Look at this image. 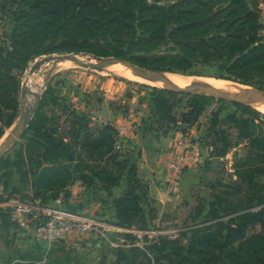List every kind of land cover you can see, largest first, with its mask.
Wrapping results in <instances>:
<instances>
[{
    "label": "trees",
    "instance_id": "trees-1",
    "mask_svg": "<svg viewBox=\"0 0 264 264\" xmlns=\"http://www.w3.org/2000/svg\"><path fill=\"white\" fill-rule=\"evenodd\" d=\"M151 1L15 0L12 46L0 47V140L17 116L19 81L14 72L24 71L38 55L55 52H38L53 38L61 40L53 48L56 52L88 51L137 60L151 70L187 75L201 65L216 69L223 80L264 91L260 0ZM168 1L170 4H163ZM87 40H95L97 45H78L79 41L87 44ZM166 41L175 45L173 53H153ZM101 42L106 46L101 47ZM109 48L112 50L107 51ZM50 91L42 97L14 154L0 160L4 191L14 202L50 205L61 194L68 201L70 188L80 182L87 193L108 195L110 201L105 202L107 208H114L112 225L118 228H138L146 215L156 219L154 209L146 213L144 208L149 189L138 177L140 149L130 142L131 149L123 153L117 147L121 139L113 124L93 128L84 113L75 110L68 111L73 116L71 126L62 133V125L51 123L46 113L50 102H57L54 95L49 97ZM180 94L157 92L152 103L156 120L147 130L141 127L144 134L150 129L165 134L179 124L190 127L214 101L188 94L180 120L175 111L179 102L172 101ZM209 121L208 145L213 158L220 159L241 145L244 148L243 156L235 162L237 180L221 183V191L209 205L207 225L191 230L186 246L180 240L161 237L145 249L121 246L110 263L102 264H264V122L258 112L240 104H233L230 111L218 109ZM4 202L1 198L0 203ZM1 220L3 226L11 223L21 229L8 213ZM142 225L145 228L146 223ZM21 257L11 264H44L43 256Z\"/></svg>",
    "mask_w": 264,
    "mask_h": 264
},
{
    "label": "rangeland",
    "instance_id": "rangeland-1",
    "mask_svg": "<svg viewBox=\"0 0 264 264\" xmlns=\"http://www.w3.org/2000/svg\"><path fill=\"white\" fill-rule=\"evenodd\" d=\"M14 1L15 0H0V47L3 49H11L12 46L13 12L16 8ZM149 3L152 4V1L149 0ZM163 4H170V1L164 2ZM53 39L46 41L45 45L38 49V52H55L38 55L28 63L24 71L14 72L19 81V92L17 95L18 111L12 126L5 130V133L0 140V147L6 141L5 139H8L11 136L15 127L22 120L21 113L25 110L24 100L26 96V83L28 75L31 73L32 67L36 62L40 61L44 57L50 56L60 57L68 54L95 55L88 51H75L70 49L56 52L53 48L59 45L61 40ZM82 42L83 41L78 42V45L81 47L93 48V46L97 45L95 40H87V44L85 45H83ZM104 46L106 45L101 42V47ZM175 48V45L171 41H166L153 53L168 55L173 53L172 51ZM111 50L112 49L109 48L107 51ZM99 57L122 59L115 56ZM131 62L141 67L137 60ZM91 63H95V61L92 60ZM108 65L109 64H104L99 67H83L66 61L60 63L47 62L37 67L31 73L33 84L44 82L43 90L41 94H39L41 99L48 91H50V89H52V94H50L49 97L54 95V97L57 98V102L55 104L54 102H50L49 106L46 108V113L51 119V123H59L60 126L62 125V133H67L68 127L71 126L73 116L72 114L70 116V112L68 111L73 110L77 111L78 114L84 113L85 121L89 120L90 126L93 128L111 123L118 129V127L123 125H117L116 117L118 116L119 118H122V120H124L123 122H125V120H128L129 122V118L126 117L129 113H132L133 118L139 117V124H141V127H143L144 130L149 129L150 124L153 127L154 120H156V118L149 104L151 102L153 103V99L159 90H171L165 87L150 86L146 83H139L130 78L116 75L114 72L110 71L112 69V65ZM141 68L151 72H164L167 74L166 71L151 70L144 67ZM169 74H171V72ZM172 74L180 77H190V79L200 77L203 79H215L220 82H231L237 85L240 84L234 81L223 80L219 78L220 74L216 69L201 65L194 68L190 75L182 73L176 74V72H173ZM239 86L248 89L252 87L249 85ZM252 88L258 90L255 87ZM261 93H264V91ZM187 95L188 94H180L177 97H172V101L179 102V107H177L175 111L177 113V118L180 120L181 117L179 114L186 110L185 107L188 103ZM34 99L36 102L37 97ZM41 99L37 106V110ZM218 101L222 100L214 99V101L207 107L198 123H195L190 127L179 124L177 126L178 128L171 129L172 132L177 131L188 134L183 136V138L187 139L186 144L197 145L203 150V162L198 165L192 164L190 166L193 168H189L188 166L182 171L185 178H181L179 181H177L178 179L176 180V188L169 192L168 196L164 199L166 204H159L157 200L148 196V198H146V203H144V208L146 209V213H150L149 211L154 209L156 211V219L152 220L149 215H146V221H142L143 223H146V225H144L145 228H143L142 222L139 223L138 228H135V230L139 232L140 236H136L130 232H124L121 237L123 241H118L115 249H118L121 246H125V248L133 246L145 249L147 245L158 242L161 237H166L171 240H180V244L186 246L188 244V237H190L189 232L207 225L205 218L208 208L214 201L215 194L221 191V183L225 184L237 180L235 174V162L237 158L243 156L244 148V145L235 147L231 149L226 156L220 159L213 158V156H211L212 150L208 145V143H210V136L207 135L211 115L220 108H222L223 111H230L233 109L232 103L228 101H224V103ZM143 105L146 107H143ZM250 108L258 112L261 116V121L264 122V109ZM68 116L70 118H68ZM121 122L122 121L119 123ZM118 131L120 132L121 130L118 129ZM149 131V134L152 135L153 138L160 136L157 133H153L154 131H152V129ZM119 136L121 140L119 141L117 147L123 153H127L128 150L131 149L129 146L130 141L123 138L121 134H119ZM21 141L22 139L18 140L17 143L1 159L13 155L18 143ZM183 146L185 147V142ZM185 149L186 152L189 151L188 147ZM182 154L183 152L180 153V156ZM216 159L218 160V163L215 168L212 169L210 166ZM2 173L3 171L0 169V176ZM216 188H218V190H216ZM116 194H118V192ZM1 198L5 199L6 202L0 203V264H11L12 261L14 263L16 259H21V256L28 257L30 259H36L37 257L43 256L44 264L49 261H61L63 263L74 264H102L104 261L110 263L113 259V252L115 249L112 251L111 256V251L109 250L110 244L103 243L101 248H94L93 246L83 247L82 245L84 242L79 241L82 238L60 239L52 248L51 253L47 255L45 245L39 243L31 234L23 231L22 229H18L11 223L3 226L1 218L7 214V206L13 204L14 202L10 193L4 191L3 185L0 186V199ZM167 198L170 200H166ZM105 201H110L105 192H101L98 195L89 192L86 194V198L82 203L84 209H80V206H77L74 203L71 208L77 212L83 211L87 216H94L93 213L90 214L86 211V209L89 210L91 206L96 205L99 207L96 213L105 211L109 208H107ZM68 202L69 199L68 201L66 200L65 203L67 204ZM258 230L259 229L256 231ZM187 234L189 235L186 236Z\"/></svg>",
    "mask_w": 264,
    "mask_h": 264
},
{
    "label": "crops",
    "instance_id": "crops-1",
    "mask_svg": "<svg viewBox=\"0 0 264 264\" xmlns=\"http://www.w3.org/2000/svg\"><path fill=\"white\" fill-rule=\"evenodd\" d=\"M260 1V7L262 10V23L264 25V0ZM149 106L152 110V102L149 104ZM143 107L146 106L143 105ZM126 117L129 118V122L128 120L123 122L124 120L117 116L116 123L117 125L119 124L118 126L123 125L120 127L117 126L118 129L121 130L119 134H121L123 138H126L128 141H130L132 145L137 146L140 149L138 177L148 185V196L150 198L157 200L159 204H166L164 199L168 196L169 192L176 188V180L178 179L177 181H179L181 178H185L183 173H180L178 176L174 174L172 163L178 161L180 153L184 152L185 147L183 144L187 139L183 138V136L188 134L177 131L172 132L169 130L167 133L163 134V132H161L159 133L160 136L153 138L152 135L144 134L142 132L141 124H139V117L133 118L132 113L127 114ZM120 121L122 122L119 123ZM189 168L193 167L189 166ZM114 191L116 192V190ZM70 193L71 196L69 198V202L66 204V207L72 209L71 206L73 207L75 204L80 206V209H84L82 203L87 194L85 187H83L80 182H77L70 188ZM166 200L169 201L170 199L167 198ZM98 208V206L93 205L89 210L86 209V211H88L90 214L93 213L94 215L89 217L104 220L109 226L112 227V229L109 231V237L105 238L101 242L100 247H97V242L90 237H82V239L79 241H83L85 243H83V247L93 246L94 248H101L103 243L110 244L109 250L111 251L112 256V251L116 248L118 241H123L121 237L123 236L124 232L129 233V230L135 228L128 230L112 225L113 220H115L114 208L111 207L105 211L96 213ZM81 212L84 213L83 211Z\"/></svg>",
    "mask_w": 264,
    "mask_h": 264
},
{
    "label": "built area",
    "instance_id": "built-area-1",
    "mask_svg": "<svg viewBox=\"0 0 264 264\" xmlns=\"http://www.w3.org/2000/svg\"><path fill=\"white\" fill-rule=\"evenodd\" d=\"M189 151L183 152L178 161L172 163L175 175L182 173L192 164L203 162L204 152L197 145H187ZM66 197L61 194L53 204L43 205L39 201L13 202L7 206L10 220L16 223L23 231L31 234L39 243L45 245L47 253L60 239H73L90 237L101 246V242L109 237L112 229L104 220L87 216L66 208ZM136 236H140L135 229L129 230ZM142 240V239H141Z\"/></svg>",
    "mask_w": 264,
    "mask_h": 264
},
{
    "label": "water",
    "instance_id": "water-1",
    "mask_svg": "<svg viewBox=\"0 0 264 264\" xmlns=\"http://www.w3.org/2000/svg\"><path fill=\"white\" fill-rule=\"evenodd\" d=\"M76 56H77L76 54H68V55H64L60 57H53V56L44 57L43 59H41L40 61L34 64V66L32 67L31 73L37 67L47 62L60 63L63 61H70L76 65L83 66V67H99L104 64H121V65L127 66L134 73L135 76L142 77L147 80L154 81V82L164 83L165 88L173 92H176V93L199 95V96H204V97H208L212 99L228 101L232 104H240L243 106H248V107H252L256 109H258L259 107H264V98L251 97L242 92L220 91V90L216 92H207V91L196 89L194 87H180L178 85L168 83L167 81L164 80L163 77L159 75L160 73H164V72H151V71L145 70L135 65L134 63L128 60H123V59H118V58H104V57H99L95 55L82 54V56L87 57V61H88V62H83L79 60ZM92 60L95 61V63H90V61ZM257 91L263 92L261 90H257ZM40 99H41V96H37V100L33 104V106L22 111L21 122L15 127L13 134L8 139H6V141L0 147V159L17 143L18 140L22 139L23 135L28 130L35 116L37 106L39 104ZM217 163H218V160L216 159L213 162L212 167L214 168L217 165Z\"/></svg>",
    "mask_w": 264,
    "mask_h": 264
},
{
    "label": "bare ground",
    "instance_id": "bare-ground-1",
    "mask_svg": "<svg viewBox=\"0 0 264 264\" xmlns=\"http://www.w3.org/2000/svg\"><path fill=\"white\" fill-rule=\"evenodd\" d=\"M76 57L77 58L79 57L78 59L83 61V62H88L87 58L85 56L77 55ZM63 62H65V61H63ZM66 62H70V61H66ZM90 63H91V61H90ZM109 65H112L111 66L112 69L111 70L109 69V70L111 72H114V74H116V75L130 78V79H132L136 82H139V83H146L150 86L165 87L164 83L154 82V81H150V80H147L145 78H142V77L135 76L134 73L127 66H124L121 64H109ZM31 75H32L31 73L28 75V80H27L26 88H25L26 89V96H25V100H24L25 110L33 106V104L35 103L34 98L39 96V94H41V92L43 90V85H44V82H39L38 84H33ZM159 75L161 77H163L164 80L167 81L168 83L178 85L180 87H194L196 89L207 91V92H216L219 90L220 91H237V92H242V93H244L248 96H251V97L264 98V93H261L252 87H250L248 89V88H243V87L239 86L242 84L237 85V84L231 83V82H224V81L220 82V81H216L215 79H203L200 77H194V78L190 79V77H184V76L180 77L177 75H173L172 73L169 74L168 72H167V74L166 73H160ZM242 86H244V85H242ZM245 87H247V86H245ZM259 108H261L262 110L264 109V107H259Z\"/></svg>",
    "mask_w": 264,
    "mask_h": 264
}]
</instances>
